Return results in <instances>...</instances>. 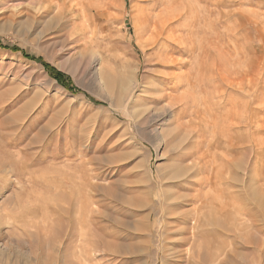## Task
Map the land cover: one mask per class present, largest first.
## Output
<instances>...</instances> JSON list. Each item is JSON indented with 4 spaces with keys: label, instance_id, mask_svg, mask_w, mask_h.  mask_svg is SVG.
<instances>
[{
    "label": "rangeland",
    "instance_id": "374dc122",
    "mask_svg": "<svg viewBox=\"0 0 264 264\" xmlns=\"http://www.w3.org/2000/svg\"><path fill=\"white\" fill-rule=\"evenodd\" d=\"M142 1L0 0V264H264L250 228L226 235L264 225V0H163L155 44ZM212 200L230 215L197 217Z\"/></svg>",
    "mask_w": 264,
    "mask_h": 264
},
{
    "label": "bare ground",
    "instance_id": "6f19581e",
    "mask_svg": "<svg viewBox=\"0 0 264 264\" xmlns=\"http://www.w3.org/2000/svg\"><path fill=\"white\" fill-rule=\"evenodd\" d=\"M57 1V0H56ZM61 2H62V0H61ZM69 2H70V0H69ZM142 2H144V3H146V4H149V8L147 9V11L145 12V13H143V15H142V25H143V27H144V29H145V31H148L149 32V34H150V36L148 37L149 39H147V40H151V42H152V44H155V43H158L159 42V40L163 37V35L165 34V30H166V26H167V23H168V21H169V16H168V14H166V12L164 11V9L162 10V5L164 4L163 3V0H143ZM39 3V2H38ZM63 3V2H62ZM67 3V2H66ZM74 4V3H73ZM70 6V5H69ZM69 6H68V8H69ZM96 6V5H95ZM74 7V6H73ZM75 8H77V7H75ZM96 8V7H95ZM95 8H93V9H95ZM98 8V7H97ZM96 8V9H97ZM72 8H70V10H71ZM99 9H101V8H99ZM106 11V10H105ZM151 11L152 12H154L155 14L151 17ZM77 12V11H76ZM102 12V11H101ZM72 13H74V12H72ZM104 14V13H103ZM102 14V15H103ZM102 15H100V16H102ZM107 15V14H106ZM99 16V15H98ZM108 16V15H107ZM108 18V17H107ZM108 20H109V18H108ZM96 22V21H95ZM99 25V24H98ZM97 25V26H98ZM79 28V27H78ZM142 28V27H141ZM79 30V29H78ZM83 30V29H82ZM80 31V30H79ZM80 33H81V31H80ZM164 39V38H163ZM95 40V39H94ZM97 42V41H96ZM145 42H147L146 40H145ZM147 43H149V41L147 42ZM146 44V43H145ZM157 46V45H156ZM156 48V47H155ZM158 52V51H157ZM220 52V50L217 52V53H219ZM162 53V52H161ZM264 55V54H263ZM221 56V55H220ZM253 58V57H252ZM220 59V58H219ZM175 62V61H174ZM161 63V62H160ZM167 64V63H166ZM171 64V63H170ZM169 64V65H170ZM261 64H262V62H261ZM240 65H241V63H240ZM161 66V65H160ZM171 66V65H170ZM191 66V65H190ZM233 66V65H232ZM239 66V65H238ZM243 67V66H242ZM170 68V67H169ZM240 68V67H239ZM242 69V68H241ZM138 71V70H137ZM240 71V73L239 74H241V70H239ZM228 74V73H227ZM253 74V73H252ZM109 75V74H108ZM107 75V76H108ZM255 75V74H254ZM224 76H225V74H224ZM237 76V75H236ZM247 76H248V74H247ZM106 77V76H105ZM170 77V76H169ZM188 76H186V78H187ZM229 77V76H228ZM231 77V76H230ZM241 77H243V75L241 76ZM159 78H161V77H159ZM226 78V77H225ZM232 78V77H231ZM249 78V77H248ZM164 79H166V78H161V82H164L163 80ZM176 79H178V78H176ZM182 79H183V77H182ZM191 79V78H190ZM232 79H234V78H232ZM231 79V80H232ZM235 79H236V77H235ZM244 79H245V77H244ZM252 78L250 77V80H251ZM170 80V79H169ZM183 80H186V79H183ZM226 80H228V79H226ZM230 80V79H229ZM228 80V81H229ZM249 80V81H250ZM235 82H237L236 80H234ZM248 81V82H249ZM252 81H253V79H252ZM157 82V81H156ZM181 82V81H180ZM234 82V83H235ZM169 83V82H168ZM189 83H190V81H189ZM227 83H229V82H227ZM231 83V82H230ZM245 83V82H244ZM117 84V83H116ZM164 84V83H163ZM177 85H178V83H176ZM111 85H112V82H111ZM118 85V84H117ZM171 85V84H170ZM249 85V84H248ZM247 85V86H248ZM109 86H110V83H109ZM238 86H239V88L241 87L239 84H238ZM244 86V85H243ZM178 86H176L175 88H177ZM185 87V86H184ZM234 87V86H233ZM248 87H250V85L248 86ZM115 88V87H114ZM168 88V87H167ZM174 88V87H173ZM172 88V89H173ZM183 88V87H182ZM252 87H250V89H251ZM112 89V88H111ZM180 89H181V87H180ZM243 89V88H242ZM250 89L248 90V91H250ZM169 90V89H168ZM179 90V89H178ZM186 90V89H185ZM174 91V90H173ZM171 92V91H170ZM179 92V91H178ZM183 92V91H182ZM186 92H188V90L186 91ZM252 92V91H251ZM166 93H168V92H166ZM166 93H165V95H166ZM164 95V96H165ZM170 95H172V94H170ZM180 95H182L181 93H180ZM188 97H189V95H188ZM156 98V97H155ZM167 98H169V97H167ZM183 98H184V96H183ZM171 99V98H170ZM153 100V99H152ZM179 100V99H178ZM184 100H185V98H184ZM183 100V101H184ZM156 101V100H155ZM186 101H188V98H186ZM157 102H158V100H157ZM166 102V101H165ZM168 102H169V100H168ZM172 102V101H171ZM170 102V103H171ZM185 103H187V102H185ZM108 105L110 106V107H114L115 105H113L112 103H110V102H108ZM164 105V104H163ZM167 105V104H166ZM168 106V105H167ZM169 107H170V105H169ZM163 108H165V106L163 107ZM247 110V109H246ZM3 119H5V118H3ZM9 121H11V120H9ZM5 122H7V121H5ZM11 124H13L12 122H11ZM233 124V123H232ZM234 124H238V123H234ZM233 124V125H234ZM3 125H4V122H2V121H0V127L2 126L3 127ZM232 125V126H233ZM5 126V125H4ZM228 126H231V125H228ZM28 128V127H27ZM30 129V128H29ZM29 129H27V130H29ZM17 132V131H16ZM22 132V131H21ZM22 134V133H21ZM166 135V134H165ZM3 137V136H2ZM1 137V138H2ZM14 138V137H13ZM15 139V138H14ZM53 139V138H52ZM253 139V138H252ZM2 140H4V147L6 146V148L8 147H11V149L13 148V149H16V150H20V148L22 147H19L21 144L20 143H13V141L11 142V140H13L12 138L11 139H9L8 140V138H7V140L6 139H4V137H3V139ZM24 140V139H23ZM53 141V140H52ZM16 142H17V140H16ZM24 142H25V140H24ZM20 144V145H19ZM19 145V146H18ZM1 146V145H0ZM2 146V147H3ZM28 146V145H27ZM25 147V146H24ZM33 147V146H32ZM32 147H29V149L30 148H32ZM8 148L6 149V150H8ZM23 148V147H22ZM2 149V148H1ZM25 149H28V148H25ZM25 149H23V150H25ZM33 149V148H32ZM2 150H4V148L2 149ZM26 151H28V150H26ZM25 151V152H26ZM5 152V151H4ZM18 152H20V153H22L21 151H18ZM17 152V153H18ZM29 152V151H28ZM28 152H26V153H24L25 155L28 153ZM46 152V148H44L43 149V153H45ZM60 152V151H59ZM253 153V152H252ZM249 154H251V153H249ZM17 155V154H16ZM38 155V154H37ZM245 155H246V153H245ZM3 156V155H2ZM51 156V155H50ZM51 158H53V157H51ZM250 158V157H249ZM9 160V159H8ZM34 160V159H33ZM52 160V159H51ZM50 160V161H51ZM43 161V160H42ZM49 161V162H50ZM248 161H250V159L248 160ZM232 162V161H231ZM247 162V161H246ZM255 162V161H254ZM253 162V163H254ZM26 163V162H25ZM230 163V162H229ZM244 164H245V162H244ZM248 165V164H247ZM25 170H27V168L25 169ZM225 173H226V171H225ZM224 173V174H225ZM32 174V173H31ZM63 174H64V172H63ZM4 175V174H3ZM65 175V174H64ZM66 176V175H65ZM64 176V177H65ZM223 176V175H222ZM225 176V175H224ZM68 177V176H67ZM69 177H71V176H69ZM74 179H75V177H74ZM33 180V179H32ZM71 180V179H70ZM222 180V179H221ZM66 182V181H65ZM72 182H75V181H72ZM60 184V183H59ZM223 186V185H222ZM224 187V186H223ZM78 189V188H77ZM78 191V190H77ZM232 195H234V194H232ZM70 196V195H69ZM210 196H213V195H210ZM230 195L228 196V199L230 200ZM232 199V198H231ZM253 200V199H252ZM227 201V200H226ZM253 201H255V200H253ZM260 201H261V199H260ZM232 203H235L234 201L232 202ZM254 203V202H253ZM258 204V203H257ZM257 204L255 203L254 205H256L255 207H257ZM147 206V205H146ZM212 206V207H211ZM234 206H235V204H234ZM240 206V205H239ZM149 207V206H148ZM210 208L211 207V209L214 211L213 212V215L215 216V215H218V214H220V215H224V216H227V215H230V212L231 211H229V210H227V207H223V206H221L220 204H215L214 203V201L212 200V201H210V203H204V204H202L201 205V208L200 209H198L197 211H196V214H197V217H199L200 216V214H201V209L202 208ZM243 207V206H242ZM259 207V206H258ZM230 208H232L233 209V207H230ZM235 209H236V207H235ZM241 209V208H240ZM138 210V209H137ZM254 210H255V208H254ZM141 211H142V209H141ZM28 212V211H27ZM101 212V211H100ZM134 212H136V211H134ZM133 212V213H134ZM155 212H157V211H155ZM246 212V211H245ZM257 212H258V210H257ZM262 212V211H261ZM8 213V212H7ZM105 213V212H104ZM217 213V214H216ZM242 213V212H241ZM11 214V213H10ZM102 214H103V212H102ZM105 214H107V213H105ZM238 214H239V211H238ZM12 215V214H11ZM14 215V214H13ZM27 215V214H26ZM47 215V214H46ZM125 215V214H124ZM135 215V214H134ZM264 215V214H263ZM17 217H18V215H16ZM109 216V215H108ZM113 216V215H112ZM245 216L247 217V219L246 220H244V221H240V219H237L235 222V226H237V225H239V224H241L242 225V227H240V228H237V227H234V229H230L228 232H226L227 234V236H231L232 237V239H231V241L229 242L231 245H234L235 243L234 242H238L239 241V237H240V235L238 236L237 235V232H239V231H242L243 229L244 230H246L247 228H250V230H247L246 232H247V235H248V238L245 240L244 239V241H243V243H245V244H250L251 243V245H254V244H256L257 243V240L256 239H258V240H260L259 241V243H264V225L261 223V225L258 223V221H257V219H256V216L255 215H253L252 213H250V212H247L246 214H245ZM259 216V215H258ZM7 217V216H6ZM16 217V219H18ZM106 217V216H105ZM117 217V216H116ZM189 217V216H188ZM201 217V216H200ZM199 217V218H200ZM114 218V217H113ZM118 218V217H117ZM124 218V216H122V219ZM149 218V217H148ZM183 218V217H182ZM199 218H197L196 220H195V223H198V224H196L197 226L195 227V230L196 229H198L199 228ZM215 218V217H214ZM10 219V218H9ZM12 219V218H11ZM14 219V218H13ZM12 219V220H13ZM20 219V218H19ZM102 219V218H101ZM111 219V218H110ZM144 219V218H143ZM150 219V218H149ZM216 219V218H215ZM102 220H104V219H102ZM108 220H109V218H108ZM128 220V219H127ZM186 220V219H185ZM224 220V219H223ZM21 221H24V220H21ZM112 221V223H115V225H117V227L118 228H124V224H123V221H125V220H123V221H120V219H119V221H116V220H114V219H112L111 220ZM151 221V220H150ZM211 221V220H210ZM217 221V220H216ZM13 222V221H12ZM30 222V221H29ZM109 222V221H108ZM130 222V221H129ZM138 222V221H137ZM143 222V221H142ZM33 223V222H32ZM71 223V222H70ZM131 223V222H130ZM144 223V222H143ZM16 224V223H15ZM98 224V223H97ZM133 224V223H132ZM179 224V223H178ZM106 225V224H105ZM134 226L136 225L135 223L133 224ZM144 225V224H143ZM59 226V225H58ZM96 226V225H95ZM94 226V227H95ZM212 226H216V224L215 225H212ZM218 226V225H217ZM108 227V226H107ZM106 227V228H107ZM183 227V226H182ZM50 228V227H49ZM96 229H95V234H94V236L96 237V243H95V251L96 252H101V253H104V254H106V255H111V256H116V255H120L122 252H120V250L115 246V244L114 243H109V242H107V240H106V238H105V235L106 234H104V232H103V229H102V227L101 226H99V225H97V227H95ZM116 228V227H115ZM227 229H228V226L226 227ZM232 228V227H231ZM15 229H17V228H15ZM90 229V228H89ZM109 229V228H108ZM25 230V229H24ZM94 230V229H93ZM107 230V229H106ZM110 230H111V227H110ZM57 231V230H56ZM109 231V230H108ZM112 231H114V230H112ZM125 231H126V229H125ZM132 231V230H131ZM134 231V230H133ZM184 231H186V230H184ZM41 232V231H40ZM54 232V231H53ZM106 232V231H105ZM110 232V231H109ZM144 232V231H143ZM42 233L43 232H41V235H42ZM132 233V232H131ZM29 234V233H28ZM38 234H39V232H38ZM109 234V233H108ZM134 234V233H133ZM141 234V233H140ZM186 234V233H185ZM243 234H245V233H243ZM58 235V234H57ZM142 235V234H141ZM27 236H29V235H27ZM31 236V235H30ZM37 236V235H36ZM40 236V235H39ZM38 236V237H39ZM94 236H92V237H94ZM37 237V238H38ZM182 237V236H181ZM243 237V236H242ZM241 237V238H242ZM245 237V236H244ZM243 237V238H244ZM30 238H32V237H30ZM137 238V237H136ZM242 238V239H243ZM29 239V238H28ZM33 239V238H32ZM41 239V238H40ZM53 239H55L56 240V237L55 238H53ZM113 239V241H115V239L114 238H112ZM34 240V239H33ZM43 240V239H42ZM59 240V239H58ZM58 240H57V242H58ZM65 240V239H64ZM63 240V241H64ZM90 240H92V239H90ZM39 241V240H38ZM46 240H44V242H45ZM62 241V240H61ZM60 241V243H62ZM86 241V242H85ZM85 243H88L87 242V240L85 239ZM40 242H42V241H40ZM72 242H74V241H72ZM240 242V241H239ZM35 243V242H34ZM134 243H136V242H134ZM41 244V243H40ZM145 244V243H144ZM143 244V245H144ZM147 244V243H146ZM240 244V243H239ZM44 245V244H43ZM75 245V244H74ZM73 245V246H74ZM78 245V244H77ZM80 245V244H79ZM88 245V244H87ZM89 245H92L93 246V244H90L89 243ZM127 245V244H126ZM131 245V244H130ZM129 245V246H130ZM133 245V244H132ZM264 245V244H263ZM39 246V245H38ZM57 246V245H56ZM61 246V245H60ZM83 246H84V244H83ZM92 246H91V248H92ZM142 246V245H141ZM176 246H177V244H176ZM242 246H244L245 247V245H242ZM241 246V247H242ZM36 247V246H35ZM57 247H59V246H57ZM74 247H76V246H74ZM145 247H146V245H145ZM224 247H225V245H224ZM243 247V248H244ZM247 247V246H246ZM250 248H251V246H249ZM43 248H44V246H43ZM52 248V247H51ZM84 248V247H83ZM136 248V247H135ZM139 249H140V246L138 247ZM137 248V249H138ZM141 248H143V247H141ZM146 248H148V247H146ZM175 248V247H174ZM223 248V247H222ZM249 248V249H250ZM49 249V248H48ZM54 249H55V246H54ZM58 249V248H57ZM61 249V248H60ZM65 249V248H64ZM76 248H74V250H75ZM79 250H81L80 249V246H79V248H78ZM93 249V248H92ZM91 249V250H92ZM144 249V248H143ZM142 249V250H143ZM224 249V248H223ZM248 249V248H247ZM44 250V249H43ZM49 250H51V249H49ZM89 250V249H88ZM141 250V249H140ZM147 250V249H146ZM53 251V250H52ZM61 251V250H60ZM221 251H223V252H225V250H221ZM234 251V250H233ZM41 252V251H40ZM50 252V251H49ZM58 250H57V254H58ZM91 252L92 251H90L89 253H90V255H92L91 254ZM140 252L141 251H139V255H141L140 254ZM264 252V251H263ZM63 253V252H62ZM42 254V253H41ZM46 254H49L48 252L46 253ZM51 254H52V252H51ZM75 254H76V252H75ZM138 254V252L135 250V249H129V255L130 256H136ZM145 254V253H144ZM143 254V255H144ZM17 255V254H16ZM29 255V254H28ZM27 255V256H28ZM55 255H56V253H55ZM89 255V256H90ZM100 255V254H99ZM103 255V254H102ZM138 255V256H139ZM220 254H216L215 252H211V259L212 260H216L217 259V257L219 256ZM30 256V255H29ZM28 256V257H29ZM42 256V255H41ZM49 256V255H48ZM51 256V255H50ZM75 256V255H74ZM97 256H98V254H97ZM263 256V255H262ZM1 257V256H0ZM56 257V256H55ZM63 257V256H62ZM76 257V256H75ZM77 257H78V255H77ZM76 257V258H77ZM99 257V256H98ZM141 257V256H140ZM51 260L50 261H52V260H54L53 259V256H51ZM92 258V257H91ZM264 258V257H263ZM19 259V258H18ZM37 259V258H36ZM43 259V258H42ZM50 259V258H49ZM57 259V258H56ZM59 259V258H58ZM99 259V258H98ZM101 259V258H100ZM99 259V260H100ZM132 259H133V257H132ZM61 260H62V258H61ZM73 260V259H72ZM95 260V259H94ZM28 261H29V259H28ZM36 261V260H35ZM56 261V260H55ZM17 262V261H16ZM58 262V261H57ZM56 262V263H57ZM84 262V261H83ZM97 261L95 260V263H96ZM36 263V262H35ZM52 263V262H51ZM88 263V262H87ZM43 264V263H42ZM79 264H81L80 262H79ZM89 264V263H88ZM93 264V263H92Z\"/></svg>",
    "mask_w": 264,
    "mask_h": 264
},
{
    "label": "trees",
    "instance_id": "16d2710c",
    "mask_svg": "<svg viewBox=\"0 0 264 264\" xmlns=\"http://www.w3.org/2000/svg\"><path fill=\"white\" fill-rule=\"evenodd\" d=\"M0 48L1 49H5V50H11V51H18V48L16 47H11L8 48L6 46L1 45L0 43ZM27 58L34 60L35 62L39 63L42 65V67L44 68V70L47 72V74L54 79L60 86H62L63 88H67L69 89V83L67 81V79L59 72H57L55 69H53L51 66H49V64L45 63L42 59L40 58H34L31 56H27Z\"/></svg>",
    "mask_w": 264,
    "mask_h": 264
}]
</instances>
